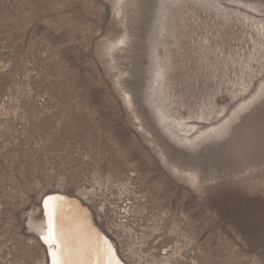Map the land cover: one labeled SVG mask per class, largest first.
Segmentation results:
<instances>
[{
    "label": "rangeland",
    "instance_id": "rangeland-1",
    "mask_svg": "<svg viewBox=\"0 0 264 264\" xmlns=\"http://www.w3.org/2000/svg\"><path fill=\"white\" fill-rule=\"evenodd\" d=\"M51 195L125 264H264V0H0V264Z\"/></svg>",
    "mask_w": 264,
    "mask_h": 264
},
{
    "label": "bare ground",
    "instance_id": "bare-ground-1",
    "mask_svg": "<svg viewBox=\"0 0 264 264\" xmlns=\"http://www.w3.org/2000/svg\"><path fill=\"white\" fill-rule=\"evenodd\" d=\"M46 228L41 243L49 248V264H125L114 245L87 225L62 196H48L42 204Z\"/></svg>",
    "mask_w": 264,
    "mask_h": 264
}]
</instances>
